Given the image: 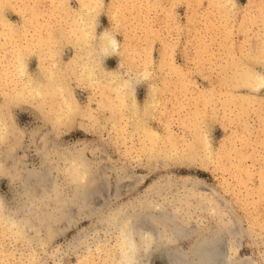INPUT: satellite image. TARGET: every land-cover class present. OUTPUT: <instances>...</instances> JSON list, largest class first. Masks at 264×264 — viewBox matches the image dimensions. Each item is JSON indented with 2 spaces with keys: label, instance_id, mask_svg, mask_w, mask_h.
<instances>
[{
  "label": "rangeland",
  "instance_id": "obj_1",
  "mask_svg": "<svg viewBox=\"0 0 264 264\" xmlns=\"http://www.w3.org/2000/svg\"><path fill=\"white\" fill-rule=\"evenodd\" d=\"M91 1L0 0V264H120L125 214L154 223L144 264H163L218 232L224 200L237 264H264V0ZM102 31L105 73L85 66ZM52 70L70 114L29 88Z\"/></svg>",
  "mask_w": 264,
  "mask_h": 264
},
{
  "label": "bare ground",
  "instance_id": "obj_2",
  "mask_svg": "<svg viewBox=\"0 0 264 264\" xmlns=\"http://www.w3.org/2000/svg\"><path fill=\"white\" fill-rule=\"evenodd\" d=\"M99 5L100 4L98 3L97 0H92L90 2V5L87 8L88 17L93 15V10H96L97 6H99ZM87 18L82 20L83 22L79 26V28L81 29L79 32V36H80L79 38L81 39V41H86L94 33L93 32L94 29H93L92 18L90 21H86ZM71 30H72V28H71ZM94 38H95L94 44L96 46V50L95 51L91 50L93 48V46L92 47L90 46L91 47V49H90L91 55H90L89 59H87L85 66H86V69L89 70V68H91V66H93L95 63H97V66H99V69L101 68V71H103V73H105V70H103V68L101 67L102 65H100L101 57L103 55H105L106 53H108L109 51L115 49L116 48V42H115L114 38H112L111 34L107 31H102L99 34H96L94 36ZM46 55H48V54H46ZM43 57H45V55ZM55 61L57 62V59H54V62ZM22 69H23V66H22ZM52 73H53V75H56L55 76L56 81L54 83H53L54 76H53V79L45 78L44 80L41 79L39 81H35L33 78H30L29 81L31 84H30L29 88L32 89L35 87L37 89H43L40 91L42 93L41 94L42 100L45 98V96L47 94H49V95L51 94L50 91L58 90L62 96V103H63V107H64L63 113L70 114L74 110L75 105H74V103H72V101L69 97V89H68L67 85L65 84L64 81L60 80L62 78V75H64V73L63 72L59 73L58 71L53 72V70H52ZM57 73H59V76ZM115 87H116L115 88L116 89L115 94H116V96L118 95L117 97H121L122 95L125 94V90L127 88H126V86H124V84L115 83ZM49 88H51V89H49ZM21 99H23V95L22 94H16V93H15L14 97L12 98V100L10 98V100L12 102L13 101L19 102ZM10 104H13V103H10ZM26 104H28V103H26ZM133 104H135V103L133 102ZM61 115L62 114L60 112L56 116L57 121H59L58 123H61L63 120V117ZM11 129H12V126H9L7 122L4 121L2 123V131L0 132V146L2 145V143H4L7 140L6 138L11 135V132H13V129H12V131H11ZM16 132H18V131H16ZM0 164H1V161H0ZM0 169H1V165H0ZM80 177H81V175H80ZM42 178H44V177H42ZM35 179L37 181H40L38 179H41V177L39 178V176H36V177H34V181H35ZM28 183L31 184V179L29 180ZM90 192L91 191H89V193ZM221 205H222V208H224L227 212L223 209L221 210V208L215 209L214 215H215V217L217 216V218L219 219L218 220L219 224H217L218 232L215 233V235L206 236V237L202 238L201 240H199L197 243H195V244L193 243L194 245L191 247L190 251L189 252L187 251V253H184V254H179L175 250H171L169 248L168 249L162 248V249H160L161 252L159 253L160 254L159 255L160 261L163 264H237V262H238V257H236L237 256V250H236V248H234L237 243L235 244L234 238H236L235 237L236 234L234 235V233H235L236 226H238L236 231H238V229L240 227L239 226L240 224L239 223H238L239 225L237 224L239 219L237 217V214L234 213L233 211H231L232 209H230V210L227 209V208H229L227 201H225V200L222 201ZM130 208H132V207H130ZM147 209H148V207H147ZM124 216L125 217H122L120 219V225H119L120 226V231H119V233H120V243H119L120 246H119V248L120 249H119V257L118 258H119L120 264H144V263H146L147 258L149 257L148 256L149 250L147 251L149 246L147 245L148 247L144 248V246H146L145 243H147V241H148L147 239H145L144 234H148L149 232H152L150 230H151V228L154 229L153 227L155 225L152 221H149V220L147 222L145 220V222L143 223L144 225H142V224H140V222L134 220L132 215H129V214L126 215L125 214ZM172 218L173 217H171L169 220L174 221V218L173 219ZM180 226H182V225H180ZM212 232H214V231H212ZM134 233L138 234L137 240L134 238V235H133ZM228 233L231 235L230 238L228 237ZM151 235H154V232ZM154 238H155V236H154ZM154 238H152V239H154ZM152 239L150 241H152V243H153ZM150 241H149V244H150ZM236 242H239V241H236ZM169 243H167V244H169ZM150 245H152V244H150ZM150 252H149V254H150Z\"/></svg>",
  "mask_w": 264,
  "mask_h": 264
},
{
  "label": "snow or ice",
  "instance_id": "obj_3",
  "mask_svg": "<svg viewBox=\"0 0 264 264\" xmlns=\"http://www.w3.org/2000/svg\"><path fill=\"white\" fill-rule=\"evenodd\" d=\"M262 89H264V88H262Z\"/></svg>",
  "mask_w": 264,
  "mask_h": 264
}]
</instances>
